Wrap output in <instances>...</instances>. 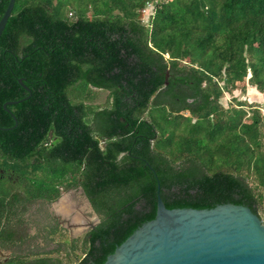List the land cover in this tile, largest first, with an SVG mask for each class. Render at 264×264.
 <instances>
[{
    "label": "trees",
    "instance_id": "1",
    "mask_svg": "<svg viewBox=\"0 0 264 264\" xmlns=\"http://www.w3.org/2000/svg\"><path fill=\"white\" fill-rule=\"evenodd\" d=\"M245 82L264 95V0H14L0 33V249L27 239L26 201L59 196L40 175L50 164L98 222L3 264L95 262L152 214L156 194L164 205L243 201L260 217L264 114L219 101ZM48 129L57 142L43 151Z\"/></svg>",
    "mask_w": 264,
    "mask_h": 264
},
{
    "label": "water",
    "instance_id": "2",
    "mask_svg": "<svg viewBox=\"0 0 264 264\" xmlns=\"http://www.w3.org/2000/svg\"><path fill=\"white\" fill-rule=\"evenodd\" d=\"M13 3L7 0L0 16V33ZM17 82L27 90L20 78ZM86 260L87 264H264V223L243 201L164 205L156 194L150 216L134 221L95 262Z\"/></svg>",
    "mask_w": 264,
    "mask_h": 264
},
{
    "label": "rangeland",
    "instance_id": "3",
    "mask_svg": "<svg viewBox=\"0 0 264 264\" xmlns=\"http://www.w3.org/2000/svg\"><path fill=\"white\" fill-rule=\"evenodd\" d=\"M147 16L148 10H145L144 12L140 11L139 17L142 21L147 19ZM238 86H240V84ZM98 93L96 101H101L104 94L100 92ZM235 96L240 100H245L249 104L259 105L262 114H264V95L258 92L255 87L249 85L247 82H245L244 92H241V90H239L238 88L234 89L231 93L223 92V96L219 99V101L223 106H226L229 101H232V97ZM49 207L53 209L56 215H58L63 220L60 223L65 229L61 230L60 228H58V226H55L54 228L56 232L51 236L53 240L55 242H58L59 244L63 243L64 245L65 240L71 238L72 236L79 237L81 233L87 228L88 224H95L98 222L97 214L95 212L93 213L88 204H86L80 192L64 191L62 192L61 198L52 201V203L49 204ZM37 212V207L34 205H28L27 207H25L23 216L27 220V229H29L28 232L30 238L11 250H4V253H10L11 255L29 252L30 254L31 252L41 251L44 249L50 250L51 246H54L51 245L54 244L53 241H50L51 244H48V239H46V242H42L43 240H40V235L43 236L42 233L48 232L44 231V221L49 222V220L39 219L37 216L39 214ZM39 212H42V210H40ZM260 217L264 223L263 212H260ZM49 229L52 230L51 228L46 227V230ZM37 243H41V245L35 246V244ZM60 254H62V252H59V255Z\"/></svg>",
    "mask_w": 264,
    "mask_h": 264
},
{
    "label": "flooded vegetation",
    "instance_id": "4",
    "mask_svg": "<svg viewBox=\"0 0 264 264\" xmlns=\"http://www.w3.org/2000/svg\"><path fill=\"white\" fill-rule=\"evenodd\" d=\"M100 90V89H99ZM50 105V104H49ZM53 109V108H52ZM46 110H48V107L46 108ZM46 114V113H45ZM76 112L75 113H73V117L71 118V126H74L75 125V123H77V119H76ZM57 118H58V116H57ZM48 119L46 118V121H47ZM70 132L68 131V134H69ZM42 140H43V151H47L48 149H50V148H52V146L57 142V140H56V136H53L52 135V132H51V129H48V131H47V136L45 137V138H42ZM98 145H99V147L100 148H103V146H104V141L103 140H99V143H98ZM58 156V155H57ZM62 156V153L61 154H59V157H56V158H60ZM54 167V164H50V165H48V166H46L45 167V171L43 172V174H40V175H43L42 176V182L43 183H46V184H55L56 185V187H57V189H59L60 190V192H59V196L55 199V200H58V199H60L61 198V196H62V192H64V191H74V192H80L81 194H82V196H83V198H85L86 196L84 195V193H83V191H82V189L78 186V185H74L73 187H70V188H67V189H63V185L66 183V182H68V181H70V179L68 178V176H66V180L65 181H63L62 179L64 178V177H62V176H60L59 177V172H56V174H57V178H56V175L54 174V172L50 169V168H53ZM0 173H2V175L4 174V172L2 171V169H0ZM31 174H33V173H31ZM38 174V172L35 174V175H37ZM7 178L9 177L7 174H4ZM12 175V174H11ZM10 178H11V176H10ZM55 178V179H54ZM79 180L77 179L76 180V182H78ZM10 182H14V180H10ZM48 191L50 192V194L53 192V190L52 189H48ZM22 198H25V196L23 195V197ZM87 198V197H86ZM55 200H53V201H55ZM88 200V199H87ZM89 202V201H88ZM52 203V201H47V200H45V199H38V198H34V199H30V200H28V201H26L25 202V204H24V207H27L28 205H34V206H36L37 207V213L39 214V215H37L38 216V218L39 219H41V220H43V219H48L49 220V222H47V221H44V231L45 232H47L48 230H46V227H48V228H51L52 230H54V233L56 232V230H55V226H58V228H60L61 230H63V229H65L64 227H62L63 225H61V223L60 222H62L63 220L58 216V215H56V213H55V211L53 210V209H51L50 207H49V204H51ZM25 209V208H24ZM31 210V209H30ZM40 210H42V212H39ZM24 212V211H23ZM23 212H22V214L20 215V216H22L23 217V227H22V229L25 231V236H27V239H24L23 241H27L28 240V238H30V236H29V232H28V230L29 229H27V220H26V218L23 216ZM19 213V212H18ZM36 213V214H37ZM13 223V222H12ZM47 225V226H46ZM94 224H88V226H87V228L85 229V230H87L89 227H92ZM67 230V229H66ZM84 230V231H85ZM83 231V232H84ZM82 232V233H83ZM43 234V236L42 235H40V240L42 241V242H46L47 240L46 239H48V244H51L50 243V241H53L54 242V244H51V245H54V246H51V249H53V248H56L57 246H58V242H55L54 240H53V238L51 239V231H48L47 233H42ZM72 238H75V237H71V238H68V239H72ZM39 245H41V243H37V244H35V246H39ZM8 250H10V249H8ZM36 250H38V249H36ZM41 251H46V249H44V250H41ZM41 251H35L34 253H36V252H41ZM26 253H29V252H26ZM21 254H23V253H21ZM9 257H10V253H4V250L3 249H0V264H3V263H5L8 259H9Z\"/></svg>",
    "mask_w": 264,
    "mask_h": 264
},
{
    "label": "built area",
    "instance_id": "5",
    "mask_svg": "<svg viewBox=\"0 0 264 264\" xmlns=\"http://www.w3.org/2000/svg\"><path fill=\"white\" fill-rule=\"evenodd\" d=\"M147 7H149L150 6V4L149 3H147V5H146ZM147 7H146V9H147ZM145 10L143 9L142 10V12H144Z\"/></svg>",
    "mask_w": 264,
    "mask_h": 264
},
{
    "label": "bare ground",
    "instance_id": "6",
    "mask_svg": "<svg viewBox=\"0 0 264 264\" xmlns=\"http://www.w3.org/2000/svg\"><path fill=\"white\" fill-rule=\"evenodd\" d=\"M62 207V206H61ZM64 208H66V207H64ZM62 211V210H61ZM64 211H65V209H64Z\"/></svg>",
    "mask_w": 264,
    "mask_h": 264
}]
</instances>
